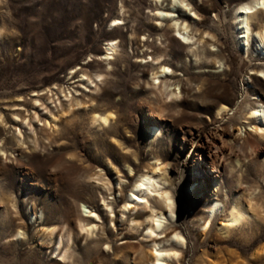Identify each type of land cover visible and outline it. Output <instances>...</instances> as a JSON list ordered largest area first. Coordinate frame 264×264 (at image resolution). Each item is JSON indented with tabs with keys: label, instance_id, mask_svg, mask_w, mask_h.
Here are the masks:
<instances>
[{
	"label": "rangeland",
	"instance_id": "1",
	"mask_svg": "<svg viewBox=\"0 0 264 264\" xmlns=\"http://www.w3.org/2000/svg\"><path fill=\"white\" fill-rule=\"evenodd\" d=\"M245 1L182 0L172 19L154 15L168 0H0V264H153L155 243L180 252L166 264H264V120L249 117L264 108V13L244 39ZM163 64L177 96L152 80ZM152 170L172 214L158 191L132 195ZM238 202L251 218L226 230ZM151 212L164 220L148 237ZM172 226L177 246L160 233Z\"/></svg>",
	"mask_w": 264,
	"mask_h": 264
},
{
	"label": "bare ground",
	"instance_id": "2",
	"mask_svg": "<svg viewBox=\"0 0 264 264\" xmlns=\"http://www.w3.org/2000/svg\"><path fill=\"white\" fill-rule=\"evenodd\" d=\"M168 1H169L168 3L170 4L169 8H171V9H169L168 11H165V12H162V10L157 11L156 14H154V15L160 16L161 18L162 17H172V19H175V18H173L175 13L173 14L171 12V11H173L172 8L176 4H179L182 7V9H185V8H183V7H185V4L183 3L184 1L182 2V0L181 1H179V0H168ZM263 5H264L263 0H250V1H245V2L241 3L240 7L238 8L239 9L238 15H237L238 23H239V28L242 30V33L244 34L242 36L244 39L245 38L247 39V35L252 30L251 29L252 28L251 21L253 19L257 18L259 13H264V11L261 9V6H263ZM187 9H189V8L187 7ZM191 15L196 17L195 12H192ZM169 19H171V18H169ZM172 22H173L172 27L174 28L173 30L174 31L178 30V34H182L183 43H186L189 38L192 39L193 34H191V36L188 35L185 37V35H183V32H180L181 29L184 30L185 32L187 31L188 25L186 24V22L184 20H182L181 23H179L177 20L172 21ZM116 23L119 24V22H116ZM255 34L259 38L260 44L264 45V21H261L257 25V29L255 31ZM199 41L200 40H198V43H199ZM116 48H117V44L115 41H113V40L108 41L106 43V47H105L106 54L114 53ZM156 59H158V58L156 57ZM149 60H151V59H149ZM159 67H160V70H158V71L156 70V72L153 73V75H155V76H152V80L157 79L155 83H159V84L161 83V91L162 90L165 91L166 94H169V96H173V97L177 96V92L175 90L170 91V89H169L170 83L163 81L165 79L159 80V78H158L161 76H168L172 70L169 68V66H166L164 64L162 66H158V68ZM262 72H264V71H262ZM156 73L157 74L159 73V75H156ZM152 84H154V83L152 82ZM159 87H160V85L158 86V89H159ZM159 93H160V91H159ZM227 110H228V106L222 105L220 108H218L216 110L215 114L218 117H221L223 112L227 111ZM112 115H113L112 113H103V114L95 113L92 116V120L98 122L99 124L105 125V124H107V123H105V121L108 122L109 119L112 117ZM249 117L250 118H257L259 120H264V108H263V106L259 105V103L257 102V104L254 105L250 109ZM252 129L255 132H257L259 130H263L261 126H257V125H255ZM216 135H218V133H215L212 136L205 134L202 137V139L200 140V144H199L200 147L204 148V149H206V148L209 149L212 146H214L216 144L215 139H218V137ZM220 142H221V145L224 143V141H221V140H220ZM210 162H213V161L211 160ZM158 178L159 177L153 173V170H152V172L143 173L139 177L136 184L134 185V188L132 190V195L133 194L138 195L139 192H143L142 195L139 194V197L141 199H145L148 201V197H149V195L152 194V191H158V197H156V200H157L160 208H163V207L167 208L168 213L172 214L174 212L171 209L173 206V199H172L169 191H167V190H160L159 191L158 190L157 187H159V185H161L160 182L157 181ZM161 178H159V179H161ZM125 208H126V206H125ZM216 211H220V212L225 211L224 206L217 201H215L213 203V205H211L208 208V216L207 217H210V219L213 218L212 222L216 217V215H215ZM152 213L153 212L148 213V216H146V217H148L146 219L148 221V224H147V228H148L147 236L148 237H151L154 232L161 229L162 224H163V220H164V217L162 216L163 213H160V214H157V213L152 214ZM139 217H141V214L136 213L131 218V221L134 222V225L132 226V228H134L136 230H137V227H139V224L141 223V221H139V219H138ZM250 218H251V215L249 214L248 209L246 207H243L241 202L235 203V204H233V206L230 209L228 219L225 221L224 229L228 230V225H234V224H238V223L243 222V221H248ZM208 222H209V220H208ZM80 227H81V225H80ZM52 232H54V229H51L49 233L51 234ZM20 233L21 232L19 231L17 233V235H20ZM160 233H162V235H163V240H168L169 238L172 239L174 246H177V244H182L184 242V239L181 236V234L178 231L176 226L168 227L165 230H162ZM126 238H134V236L132 234H128V237H126ZM151 241L157 242L156 239H152ZM60 244H61V236L58 239V245L60 246ZM156 244L157 243H155V245ZM130 245L131 244L129 243V241H127V239H124L122 242L121 248H126ZM155 245H154V252H151V258H152L151 260H152L153 264H166L167 260H169L173 257H178L180 254V252L173 247L168 248V249H164V250H162V249L157 250ZM203 264H205V263H203Z\"/></svg>",
	"mask_w": 264,
	"mask_h": 264
},
{
	"label": "snow or ice",
	"instance_id": "3",
	"mask_svg": "<svg viewBox=\"0 0 264 264\" xmlns=\"http://www.w3.org/2000/svg\"><path fill=\"white\" fill-rule=\"evenodd\" d=\"M105 123H107V121H105Z\"/></svg>",
	"mask_w": 264,
	"mask_h": 264
}]
</instances>
